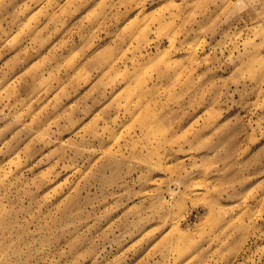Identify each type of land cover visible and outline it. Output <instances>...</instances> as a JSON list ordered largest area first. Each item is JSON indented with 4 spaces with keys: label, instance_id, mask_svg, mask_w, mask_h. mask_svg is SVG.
Instances as JSON below:
<instances>
[{
    "label": "rangeland",
    "instance_id": "1",
    "mask_svg": "<svg viewBox=\"0 0 264 264\" xmlns=\"http://www.w3.org/2000/svg\"><path fill=\"white\" fill-rule=\"evenodd\" d=\"M0 264H264V0H0Z\"/></svg>",
    "mask_w": 264,
    "mask_h": 264
}]
</instances>
